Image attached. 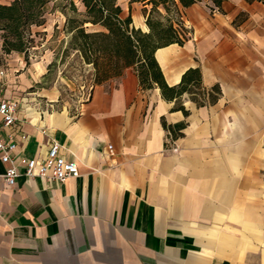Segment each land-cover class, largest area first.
<instances>
[{
  "label": "crops",
  "instance_id": "0c3cea01",
  "mask_svg": "<svg viewBox=\"0 0 264 264\" xmlns=\"http://www.w3.org/2000/svg\"><path fill=\"white\" fill-rule=\"evenodd\" d=\"M182 19L189 39L155 56L170 86L200 69L203 105L129 67L77 112L52 110L0 66V95L20 105L16 126L0 117L16 157L45 159L57 140L80 171L60 183L20 164L9 186L0 159V264H264V0H201Z\"/></svg>",
  "mask_w": 264,
  "mask_h": 264
},
{
  "label": "trees",
  "instance_id": "16d2710c",
  "mask_svg": "<svg viewBox=\"0 0 264 264\" xmlns=\"http://www.w3.org/2000/svg\"><path fill=\"white\" fill-rule=\"evenodd\" d=\"M53 1H67L63 8L72 10V15L66 13L68 47L92 66L95 85L117 79L127 68L134 67L142 86L157 85L167 100L188 93L198 105L207 101L199 68H190L179 85L170 86L155 56L159 48L173 43L184 45L189 39L182 10L201 0H131L144 3L148 31L136 27L131 14L124 16L118 0H79L84 12H79L75 0H13L9 4L0 1V40L6 53L27 50L33 42L31 28L45 23L46 9ZM213 1L221 6L224 0ZM213 90L216 93L210 92L208 97L211 103L221 93L218 86ZM180 108L187 113L183 106Z\"/></svg>",
  "mask_w": 264,
  "mask_h": 264
},
{
  "label": "rangeland",
  "instance_id": "374dc122",
  "mask_svg": "<svg viewBox=\"0 0 264 264\" xmlns=\"http://www.w3.org/2000/svg\"><path fill=\"white\" fill-rule=\"evenodd\" d=\"M0 1L9 4L13 0ZM75 1L79 12H84L81 2ZM118 2L123 8L124 16L131 14L134 25L145 27L144 3H131V0ZM66 4L67 1L50 2L45 13V23L31 28L33 42L27 50L23 53H6L3 50L0 66H5V73L10 74V83L18 85L15 89L17 95L36 97L32 106L41 102L45 108L65 109L75 113L89 98L95 82L92 66L85 64L78 53L68 47L70 36L65 30V24L67 14L72 15L73 12L68 7L63 8ZM27 72L30 78H37V81L33 82L31 88L24 89L21 75ZM8 79L5 78V82ZM51 99L54 101L51 102Z\"/></svg>",
  "mask_w": 264,
  "mask_h": 264
},
{
  "label": "built area",
  "instance_id": "2783aa9c",
  "mask_svg": "<svg viewBox=\"0 0 264 264\" xmlns=\"http://www.w3.org/2000/svg\"><path fill=\"white\" fill-rule=\"evenodd\" d=\"M93 88V87H92ZM19 102L0 95V117L5 127L16 126L19 119ZM18 144L13 138L7 140L0 132V159L7 165L4 179L9 186H14L21 175L19 165L24 166V174L29 178L39 177L46 181L65 182L72 177L80 175L77 162L68 161L62 153V145L53 140L49 146L45 159H34L21 156L16 157ZM112 150V146H109ZM177 146L172 150L177 151Z\"/></svg>",
  "mask_w": 264,
  "mask_h": 264
}]
</instances>
